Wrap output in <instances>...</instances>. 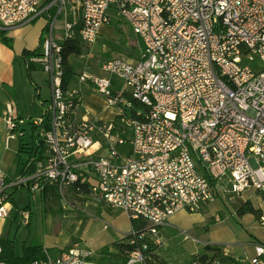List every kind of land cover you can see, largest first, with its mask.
Here are the masks:
<instances>
[{"label":"built area","instance_id":"1","mask_svg":"<svg viewBox=\"0 0 264 264\" xmlns=\"http://www.w3.org/2000/svg\"><path fill=\"white\" fill-rule=\"evenodd\" d=\"M41 17L51 26L32 60L50 83L49 128L32 135L45 149L38 156L40 141L34 143L15 178L0 169V218L17 211L28 222L30 210L10 198L16 188L34 199L48 185L62 195H83L86 187L144 228L137 232L141 247L126 262L96 260L91 250L74 248L56 257L45 250L31 264H147L146 238L156 243L173 215L204 209L226 178L235 196L252 189L264 197V0H0V29ZM114 19L131 26L139 58L107 59L102 74L86 67L64 86L62 43L78 36L92 44ZM73 80L94 88L116 109L114 118L84 111ZM23 122L9 103V138H24ZM43 124L44 116L36 125ZM0 264H8L1 240ZM213 264H264V243L254 244L252 256Z\"/></svg>","mask_w":264,"mask_h":264},{"label":"rangeland","instance_id":"2","mask_svg":"<svg viewBox=\"0 0 264 264\" xmlns=\"http://www.w3.org/2000/svg\"><path fill=\"white\" fill-rule=\"evenodd\" d=\"M46 24L47 20L41 17L21 26L25 27L28 34L33 35ZM62 24V18H58L56 27H61ZM131 29L122 19H114L103 26L101 35L89 44L90 48L84 55L72 56L76 71L80 72L83 67L94 70L105 60L116 57L137 59L139 45ZM57 31L60 32L55 29ZM97 72L102 74L99 70ZM43 113L41 108L40 118ZM36 136L32 138L38 143L40 139ZM231 185V180L226 178L217 198L204 209L193 213L179 212L159 229L158 235L154 237L159 255L157 261L167 264H193V256L205 253L206 245L212 243L229 246L240 256L253 255L254 244L257 241L264 242V225L253 213L238 215L237 208L245 199H250L256 208L264 207V197L252 189L246 190L241 197L235 196L230 192ZM33 201L36 208L31 229L19 212V215L12 212L8 217L0 218V238H12L17 254L21 253L23 243L29 239L35 245H47L52 253H55V249L58 252L74 248L87 249L93 252L96 260L120 262L110 254L102 253V249L117 240H125L131 233V219L124 210L112 208L88 193L78 195L72 190L64 195L48 190L43 196L41 194L34 197ZM13 205L17 204L13 201ZM21 210H29V207L24 204ZM114 250L111 248L110 251Z\"/></svg>","mask_w":264,"mask_h":264},{"label":"crops","instance_id":"3","mask_svg":"<svg viewBox=\"0 0 264 264\" xmlns=\"http://www.w3.org/2000/svg\"><path fill=\"white\" fill-rule=\"evenodd\" d=\"M44 26L45 25H43V27H41L38 32L34 33L33 35L32 33L28 34L24 29L25 27H22L21 25H16L8 28V35L13 38L12 48L3 43L0 39V169L5 172L6 176L9 179L15 178L23 172L24 165L30 155V149L32 148L34 143L36 144V140L32 138V134L37 133L34 130V127L37 126L36 123L44 116L46 112V107L44 106L43 101H48L51 96V88L48 76L43 71L41 65L40 69L32 73V78L35 82L33 83L29 79L27 73V64L22 57V54L25 50H34L39 46L40 36L42 34V29L44 28ZM101 33L102 29L100 35ZM134 36L137 44L139 45H137V52H139L137 57L138 59L141 53V45L138 41L137 36L135 34ZM71 58L72 56L70 57V60L72 62ZM128 59L134 60L133 58L129 57ZM73 67L75 72L78 73L74 64ZM82 69L80 70V72L82 71ZM97 70L101 71L100 66L99 68L90 71L101 74L100 72H97ZM35 85L38 86L40 99L36 97ZM70 87L80 91V93L82 94L84 111L91 115H95L105 121L114 118L116 109L107 106L105 99L97 92H95L94 88L85 83H79L77 80H73L70 83ZM9 103H13L15 117L24 121L22 128L25 129V136L23 139L9 138L7 135L8 132L6 127V118L8 115ZM41 108H43L44 113L40 118L39 115ZM41 194L42 192L38 194L37 197ZM18 205H20L21 207L24 206V204ZM12 212H14V215L20 214V212L19 214H17V211ZM44 246L45 250L49 249L47 248V245ZM225 249H227V246L225 247ZM227 251L233 257H242L236 254L229 246ZM50 254L53 255V257H56L59 252H57L56 254ZM18 255H21V253H18Z\"/></svg>","mask_w":264,"mask_h":264},{"label":"trees","instance_id":"4","mask_svg":"<svg viewBox=\"0 0 264 264\" xmlns=\"http://www.w3.org/2000/svg\"><path fill=\"white\" fill-rule=\"evenodd\" d=\"M52 1V0H49ZM57 11V8L52 9V14L54 15ZM51 20L47 23L44 28L42 29V34L40 36V44L34 50H25L22 54L24 61L27 64V73L31 82L35 83L32 78V73L38 69H40V64L36 63L32 60L34 56H39L41 54L42 45L44 41V33L50 30ZM0 39L3 43L8 45L9 47H13V38L8 35V29H0ZM90 48L88 43H85L80 39V37L76 36L73 39L66 40L62 43V72H63V84L66 86L72 80L73 75L76 74L73 64L70 60L71 56L79 57L86 53ZM36 87V97L40 99V94L38 91V86ZM44 106L48 105V101H43ZM137 105H140L138 102ZM49 128V123L47 119V113L44 114V124L40 126H35L34 130L40 136L41 130ZM44 143L41 140L40 145L36 149V153L38 156H41L42 152L44 151ZM48 190H54L56 193L59 191L52 187L46 186V188L42 191V196ZM82 193H87L88 189L83 187L81 190ZM76 193V192H75ZM17 205L18 204H25L29 207L30 210V221L27 223L28 228H32L34 225L33 221V212L36 208L35 202L32 199V194L28 189H19L16 188L14 192L11 194L10 197ZM28 203V205L26 204ZM43 212H46L42 209ZM247 213H253L254 216L259 220L261 215V210L256 208L252 201L245 200L237 208V214L243 216ZM36 219V218H35ZM132 231L131 233L126 236L125 240H117L112 243L110 246L103 247L102 253L110 254L115 259L119 260L120 262H126L130 256V254L141 247V239L140 236L137 235V232L141 231L144 226L141 223H138L135 220H131ZM136 233V234H135ZM30 237V236H29ZM2 245H3V259L8 264H31L33 261L41 260L46 257L45 248L40 244H33L29 239L25 240L22 246L21 255H18L15 251V243L14 240L8 236L5 238H0ZM147 242L149 243V249L147 250V254L149 255V260L147 264H167L163 261H157L158 254H157V243L152 241L151 239L146 238ZM111 248H114V251H110ZM224 247L218 244H207L205 253L196 254L193 256V262H197L199 264H213L214 261L218 260L223 263H227L229 260H232V256H224ZM48 252L52 253L50 249L47 250ZM62 251V250H59ZM56 254L58 251L55 249L53 251ZM159 260V259H158Z\"/></svg>","mask_w":264,"mask_h":264},{"label":"bare ground","instance_id":"5","mask_svg":"<svg viewBox=\"0 0 264 264\" xmlns=\"http://www.w3.org/2000/svg\"><path fill=\"white\" fill-rule=\"evenodd\" d=\"M88 153V151L82 152L81 155H86Z\"/></svg>","mask_w":264,"mask_h":264}]
</instances>
